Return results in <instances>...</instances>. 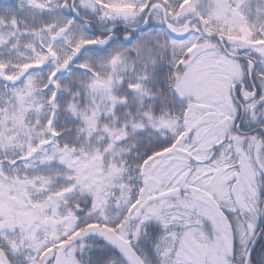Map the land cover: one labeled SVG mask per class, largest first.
Returning a JSON list of instances; mask_svg holds the SVG:
<instances>
[{
  "label": "snow or ice",
  "instance_id": "1",
  "mask_svg": "<svg viewBox=\"0 0 264 264\" xmlns=\"http://www.w3.org/2000/svg\"><path fill=\"white\" fill-rule=\"evenodd\" d=\"M0 264H264V0H0Z\"/></svg>",
  "mask_w": 264,
  "mask_h": 264
}]
</instances>
